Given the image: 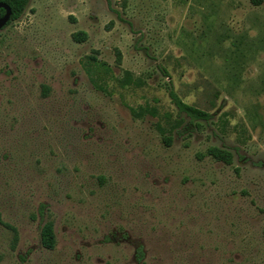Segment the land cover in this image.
<instances>
[{
    "label": "rangeland",
    "instance_id": "rangeland-1",
    "mask_svg": "<svg viewBox=\"0 0 264 264\" xmlns=\"http://www.w3.org/2000/svg\"><path fill=\"white\" fill-rule=\"evenodd\" d=\"M0 264H264V0H28L8 18Z\"/></svg>",
    "mask_w": 264,
    "mask_h": 264
},
{
    "label": "trees",
    "instance_id": "trees-1",
    "mask_svg": "<svg viewBox=\"0 0 264 264\" xmlns=\"http://www.w3.org/2000/svg\"><path fill=\"white\" fill-rule=\"evenodd\" d=\"M2 2L8 3L11 7V15L10 18H17L20 16L22 11L25 8L26 3L28 0H0ZM252 2L256 5L260 4L261 0H252ZM4 14V9L0 8V16ZM86 32L81 31L80 33L75 34L76 39L82 40L85 38ZM168 96L172 99L173 103L177 107V110L179 113H184L187 117H189V120L198 123L199 118L208 119L210 117V112L201 109L193 104L186 103L183 101L177 94V92L174 90L172 86H169L168 88ZM209 152L214 156V158L218 160H222L224 162H231L232 161V153L227 149H221L216 146H210ZM9 226V225H7ZM14 231V235H12V243L14 245V241L16 240L17 230L14 226L10 225ZM54 227L53 222L51 220L45 221V223L41 227V235H40V242L42 245L48 248H52L55 243L54 239ZM139 254L142 256L141 248H138ZM139 255V256H140Z\"/></svg>",
    "mask_w": 264,
    "mask_h": 264
},
{
    "label": "water",
    "instance_id": "water-1",
    "mask_svg": "<svg viewBox=\"0 0 264 264\" xmlns=\"http://www.w3.org/2000/svg\"><path fill=\"white\" fill-rule=\"evenodd\" d=\"M0 8L4 9V14L0 16V30L3 28V26L6 24L7 19L10 18L11 15V7L10 5L5 2L0 1Z\"/></svg>",
    "mask_w": 264,
    "mask_h": 264
},
{
    "label": "flooded vegetation",
    "instance_id": "flooded-vegetation-1",
    "mask_svg": "<svg viewBox=\"0 0 264 264\" xmlns=\"http://www.w3.org/2000/svg\"><path fill=\"white\" fill-rule=\"evenodd\" d=\"M2 16V15H1Z\"/></svg>",
    "mask_w": 264,
    "mask_h": 264
}]
</instances>
